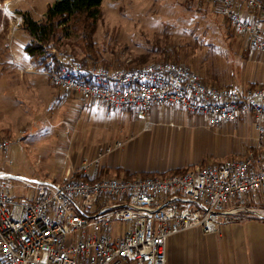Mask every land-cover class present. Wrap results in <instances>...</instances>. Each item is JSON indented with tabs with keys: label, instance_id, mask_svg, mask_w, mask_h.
<instances>
[{
	"label": "built area",
	"instance_id": "obj_1",
	"mask_svg": "<svg viewBox=\"0 0 264 264\" xmlns=\"http://www.w3.org/2000/svg\"><path fill=\"white\" fill-rule=\"evenodd\" d=\"M212 5L253 51L264 56V20L256 22L238 9L264 14V0H212ZM40 73L84 104L132 110L140 118L156 105L205 115L212 127L253 115L257 149L263 146L264 86L242 92L210 85L188 64L171 60L132 69L56 65L49 60ZM123 145L117 140L102 147L80 171L98 169L107 154ZM11 146L9 139H0V155L8 154ZM11 178L0 170L4 264H169L167 245L175 234L193 228L214 232L243 221L247 214L264 220V211L251 202L264 195V165L254 151L182 174L96 180L73 174L57 182L28 184L27 197L5 190Z\"/></svg>",
	"mask_w": 264,
	"mask_h": 264
},
{
	"label": "rangeland",
	"instance_id": "obj_2",
	"mask_svg": "<svg viewBox=\"0 0 264 264\" xmlns=\"http://www.w3.org/2000/svg\"><path fill=\"white\" fill-rule=\"evenodd\" d=\"M54 1L0 0V139L12 142L10 152L0 155V170L18 177L8 181L14 196H29L26 184L69 176L76 151L87 139L100 146L98 132L90 138L79 132L78 139L67 122L57 125L63 92L40 73L45 67L34 66L25 49L33 38L23 16L28 13L41 21ZM75 29L69 35L61 31L51 50L62 61L125 69L180 61L203 79L237 64L230 47L236 32L212 0H104L90 48ZM161 154L162 148L152 156ZM169 154L166 145L163 155ZM251 202L264 211V195Z\"/></svg>",
	"mask_w": 264,
	"mask_h": 264
},
{
	"label": "crops",
	"instance_id": "obj_3",
	"mask_svg": "<svg viewBox=\"0 0 264 264\" xmlns=\"http://www.w3.org/2000/svg\"><path fill=\"white\" fill-rule=\"evenodd\" d=\"M238 9L256 22L264 20V14L255 10ZM234 35L230 47L237 60L235 68L203 75V80L210 85L229 86L242 92L264 86V56L253 51L242 36ZM60 102L57 125L61 127L63 121L67 122L70 133L77 138L79 132L88 138L92 133L100 134L97 139L100 146H92L90 138L82 149H77L69 176L78 174L88 180L135 179L205 163L218 164L230 158H244L251 151L264 165V145L257 149L259 132L253 115L212 127L205 115L167 106L156 105L146 118H140L132 110H117L100 102L84 104L73 94L61 93ZM117 140L124 141L123 147L107 154L98 169L91 166L85 172L80 171L85 160L96 157L99 147ZM166 145H169L170 154L165 157ZM161 148V155L152 156ZM9 175L11 179L18 178ZM9 180L5 190L13 194L10 183L8 187ZM25 188L28 190L27 184ZM167 259L169 264H264V220L247 214L243 221L224 225L214 232L193 228L175 234L168 240Z\"/></svg>",
	"mask_w": 264,
	"mask_h": 264
},
{
	"label": "trees",
	"instance_id": "obj_4",
	"mask_svg": "<svg viewBox=\"0 0 264 264\" xmlns=\"http://www.w3.org/2000/svg\"><path fill=\"white\" fill-rule=\"evenodd\" d=\"M103 1L104 0H55L52 4H49L46 16L41 21L35 20L28 13L25 14L23 16V26L33 38V40L26 45L25 49L34 66L46 67L49 60H53L56 65L67 63V61L60 60L55 56L53 51H51L57 45V38L61 31L69 35L75 27L76 29L79 28L82 40L86 44V47L90 48L93 44L92 37L98 29V22L102 17ZM68 62H77L83 66H88L85 60L74 59ZM110 65L112 66V64ZM190 168L191 167L176 169L161 174H182ZM151 175L156 174H147L140 177ZM76 176L83 178V176L78 174ZM0 264H4L1 258Z\"/></svg>",
	"mask_w": 264,
	"mask_h": 264
}]
</instances>
